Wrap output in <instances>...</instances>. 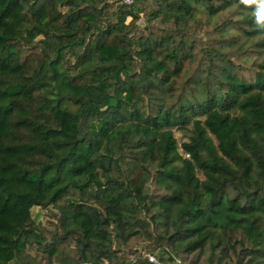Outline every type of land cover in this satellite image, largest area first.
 Listing matches in <instances>:
<instances>
[{
  "label": "trees",
  "instance_id": "16d2710c",
  "mask_svg": "<svg viewBox=\"0 0 264 264\" xmlns=\"http://www.w3.org/2000/svg\"><path fill=\"white\" fill-rule=\"evenodd\" d=\"M262 50L264 0H0V264H264Z\"/></svg>",
  "mask_w": 264,
  "mask_h": 264
},
{
  "label": "rangeland",
  "instance_id": "374dc122",
  "mask_svg": "<svg viewBox=\"0 0 264 264\" xmlns=\"http://www.w3.org/2000/svg\"><path fill=\"white\" fill-rule=\"evenodd\" d=\"M229 6L230 7H228L227 10L223 11L221 14H225L226 15V14H228L230 12L235 11L236 6H233V5H229ZM141 25L144 27L143 22L141 23ZM243 41H244V39L242 40V42ZM262 51H263V53L261 55H257L256 54V56L260 60L264 57V50H262ZM256 56L255 55L252 56L251 59H254V60H251V63L256 60V58H257ZM176 136H177V138H178L180 143H182L184 141H187V137L185 136L184 133H176ZM57 214H58V211L55 208H53V207H48L47 209L35 208L33 210V218H34V221H35V224H36V228L47 239L50 237V231L53 230L52 224L55 222L54 215H57ZM139 249L140 250L141 249L145 250L146 249V245H142V246L139 245ZM27 254L29 256L32 255L33 257H35L36 256V248L29 247L28 250H27ZM146 254H148V253L144 252V256ZM156 256L159 258L160 252H157ZM159 260H160L161 264H180L181 263L179 259H175L174 262L168 260L167 258H165V260H163V261L160 258H159ZM13 264H19V263L17 261H15Z\"/></svg>",
  "mask_w": 264,
  "mask_h": 264
},
{
  "label": "built area",
  "instance_id": "2783aa9c",
  "mask_svg": "<svg viewBox=\"0 0 264 264\" xmlns=\"http://www.w3.org/2000/svg\"><path fill=\"white\" fill-rule=\"evenodd\" d=\"M134 3V0H122V4L131 6ZM146 258L153 264H161L159 258L156 255L146 254Z\"/></svg>",
  "mask_w": 264,
  "mask_h": 264
}]
</instances>
